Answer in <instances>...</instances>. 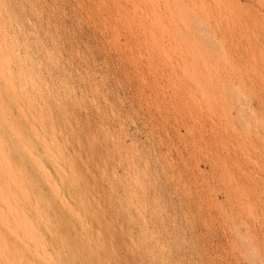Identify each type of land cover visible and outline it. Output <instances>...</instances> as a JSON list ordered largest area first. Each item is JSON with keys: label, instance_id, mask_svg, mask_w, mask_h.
I'll use <instances>...</instances> for the list:
<instances>
[{"label": "rangeland", "instance_id": "374dc122", "mask_svg": "<svg viewBox=\"0 0 264 264\" xmlns=\"http://www.w3.org/2000/svg\"><path fill=\"white\" fill-rule=\"evenodd\" d=\"M255 262L264 0H0V264Z\"/></svg>", "mask_w": 264, "mask_h": 264}, {"label": "bare ground", "instance_id": "6f19581e", "mask_svg": "<svg viewBox=\"0 0 264 264\" xmlns=\"http://www.w3.org/2000/svg\"><path fill=\"white\" fill-rule=\"evenodd\" d=\"M188 12V11H187ZM189 14H190V12H189ZM183 15V14H182ZM185 16L186 15H184V18H185ZM189 16H192L191 14L189 15ZM183 18V19H184ZM192 18V17H191ZM193 20H195L196 21V19H194V18H192ZM192 19H191V21H192ZM186 20V19H185ZM186 25V24H185ZM205 25V24H204ZM203 25V26H204ZM202 26V25H201ZM187 27V26H186ZM194 27H195V25H194ZM197 29V28H196ZM178 30V29H177ZM198 30V29H197ZM202 30H203V28H202ZM174 31H175V29H174ZM187 33V32H186ZM210 33V32H209ZM201 34V33H200ZM205 34H206V31H205ZM216 34V33H215ZM202 35H203V33H202ZM191 36V35H190ZM180 37V36H179ZM191 37H193V36H191ZM203 38V37H202ZM187 39H190V38H187ZM210 39V38H209ZM182 40V39H181ZM192 40H193V38H192ZM220 41V40H219ZM206 42H207V39H206ZM212 42H213V40H212ZM212 42H211V40L209 41V43H211L212 44ZM208 44V43H207ZM218 45V44H217ZM221 45V44H220ZM216 46V45H215ZM196 49H198V48H196ZM199 50V49H198ZM197 50V51H198ZM224 51V50H223ZM191 54V53H190ZM217 54V53H216ZM219 55V54H218ZM191 58V57H190ZM196 59V58H195ZM215 59V58H214ZM205 61V60H204ZM217 61V60H216ZM214 62V61H213ZM203 63V62H202ZM205 63V62H204ZM195 67V66H194ZM213 68V67H212ZM200 69V68H199ZM218 69V68H217ZM219 70V69H218ZM186 73V72H185ZM193 73V72H192ZM196 73V72H195ZM198 73V72H197ZM190 74V73H189ZM190 77V76H189ZM191 79V78H190ZM196 80V79H195ZM198 80V79H197ZM193 84V83H192ZM201 84V83H200ZM203 84V83H202ZM198 86V85H197ZM201 86V85H200ZM203 86V85H202ZM199 87V86H198ZM204 87V86H203ZM227 87V86H226ZM238 89V88H237ZM207 90V89H206ZM207 92H208V90H207ZM232 93V92H231ZM236 94L237 93H235V96H236ZM240 94V93H239ZM238 95V94H237ZM237 97V96H236ZM248 98V97H247ZM207 99V98H206ZM205 99V100H206ZM211 99V98H210ZM243 100V99H242ZM209 102V101H208ZM242 104V103H241ZM250 106V105H249ZM221 107V106H220ZM222 109V108H221ZM249 109V108H248ZM254 110V109H253ZM242 112V111H241ZM250 113V112H249ZM229 114V113H228ZM239 115H240V113H239ZM251 115V114H250ZM243 116V115H242ZM245 116V115H244ZM245 119V118H244ZM252 119V118H251ZM254 119V118H253ZM258 119V118H257ZM261 119V118H260ZM53 120V119H52ZM255 120V119H254ZM238 121H239V119H238ZM257 122L259 121V119L258 120H256ZM256 122V123H257ZM239 123V122H238ZM259 123V122H258ZM232 124V123H231ZM243 124H244V122H243ZM250 127V126H249ZM233 129V128H232ZM256 131V130H255ZM261 134V133H260ZM249 135V134H248ZM261 138V137H260ZM69 143V142H68ZM250 207V206H249ZM257 212V211H256ZM239 233V232H238ZM237 234V233H236ZM242 244V243H241ZM244 244H246V243H244ZM255 249H256V247H255ZM251 252L253 251V250H250ZM250 254V253H249ZM258 257V256H257ZM262 259V258H261ZM255 264H256V262H255Z\"/></svg>", "mask_w": 264, "mask_h": 264}]
</instances>
